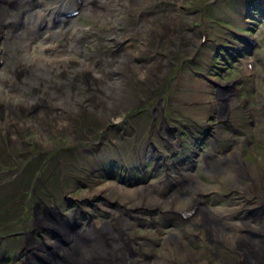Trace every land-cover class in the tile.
Segmentation results:
<instances>
[{
  "label": "rangeland",
  "instance_id": "obj_1",
  "mask_svg": "<svg viewBox=\"0 0 264 264\" xmlns=\"http://www.w3.org/2000/svg\"><path fill=\"white\" fill-rule=\"evenodd\" d=\"M0 1L7 22L0 27V264H22L27 239L66 246L60 233L37 227L36 211L52 219L61 217L52 208L74 211L79 224L89 216L93 227L106 224L100 241L110 242V232L122 233L112 212L103 210L104 196L119 204L115 216L130 222L123 235L143 263L159 255L168 264H223L222 258L247 264L228 246L206 244V227L168 226L165 214L137 213L145 207L136 190L155 185L160 192L153 197L176 198L178 212L191 200L206 202L214 219L246 237L248 248L264 242V0H150L142 7L106 0L117 5L109 17L93 13L105 9L99 0H83L72 6L79 17L71 19H64L68 0ZM162 3L168 7L159 17H130ZM53 12L54 19L64 13L56 24L66 22L34 32L38 15ZM219 94L231 101L222 115ZM230 151L257 168L254 187L250 180L232 187L231 170L207 174L206 160ZM190 172L202 196L187 191L184 201L179 197L189 189ZM110 183L130 194L110 188L89 200V190ZM171 234L195 253L193 261L171 253Z\"/></svg>",
  "mask_w": 264,
  "mask_h": 264
},
{
  "label": "bare ground",
  "instance_id": "obj_2",
  "mask_svg": "<svg viewBox=\"0 0 264 264\" xmlns=\"http://www.w3.org/2000/svg\"><path fill=\"white\" fill-rule=\"evenodd\" d=\"M8 1L10 2L11 0H8ZM29 1L28 0H21V3L24 2V4H27V2H29ZM74 1L81 2L82 0H74ZM16 2H17V0H16ZM148 2H150V0H135V2H132L133 3L132 5L134 6V4H135V6L136 5L141 6V5L147 4ZM98 3H99V5H102L105 8L103 11H97L96 10V12H95V11H93L94 7L92 8V6H91V7H87V9H88L87 12H91V10H92L93 13L98 14V15H100L102 13H106V17H109L108 16L109 14H107V11L111 12V10L114 11L113 9L117 8V5H115V4L112 7L110 4V1L99 0ZM72 5L73 4H71V7H72ZM36 12H38V11H36ZM23 13H25V12H23ZM38 13H40V12H38ZM4 15L5 14L0 12V27L5 24V23H3L4 22L3 21ZM44 15H45V13H44ZM6 16H7V14H6ZM77 17H79V16H77ZM26 18H27V16H26ZM33 19H34V17H33ZM44 19H46V18L40 17V15H38L35 23L42 22ZM25 22H27V21H25ZM6 24H7V22H6ZM14 27H15V25L12 24L11 26H9V30L13 29ZM10 38L15 39L16 34L12 35ZM13 46H16V43ZM2 54H3V52H2ZM3 55H5V54H3ZM1 61L4 62V60L0 56V63H1ZM26 63L28 64V62H26ZM242 65H244L245 69H246V66H247L246 63L242 62ZM13 67L14 66H12V68ZM14 71H16V70H14ZM246 72L248 74L251 73L249 70L248 71L246 70ZM51 76H52V74L50 75V77ZM40 77H42V76H40ZM234 91H236V90H234ZM218 97L223 98V99L218 104V109H216V110L220 115H222V113L225 112V109L231 104L230 103L231 101L229 99V95L225 96V94H223V96H222L221 94H219ZM21 102H22V100H21ZM224 118H218V119L224 120ZM2 145H3V143H2ZM237 154H238L237 152H231L230 151L229 153L225 154L224 158H220V159L209 158L208 160H206V167H205V170H207V174H209L213 177H216V176H219L223 171L227 170L226 173L228 174L229 170H231L234 173L232 176L234 177V180L236 181V183L232 184L233 185L232 187H234L235 189L239 188L238 186L240 184H243V182L246 180L247 181L250 180L251 182H253L252 184L254 187L256 179H254L253 177H256V175H257V171H258L257 168L253 165H246L244 163V160H242V157L240 156V154H238V156H240V158L237 156ZM10 158L13 159V156H10ZM239 159H240V163L238 162ZM164 166L167 167V165H164ZM253 167H255L256 170ZM226 173L224 172V174H222V178H224V177L226 178V175H227ZM187 179H188V183H189V185H188L189 189L185 190L184 192L180 191L181 196L179 198H181L184 201L189 200L190 199L189 197L191 195L187 196L188 195V194H186L187 191L188 192L191 191L192 195H194L196 193V197L198 196L200 198L202 196L201 185H200L201 183L197 182V180L195 179V176L191 175V172H190V175L187 176ZM152 186L147 185L143 188H138L136 190V194L138 195V197H140V196L143 197L140 206L145 207L142 209L140 208L139 212H137V213L145 214L147 211L152 212V210L155 209V211L162 213V214H170L171 216H174V217L176 215H178V211L174 208L175 202L177 201V199L173 198L171 201H164V197L162 196V193L159 195L160 197H158V198L153 197V195L156 194L157 191L158 192H160V191L156 188L155 185H152ZM253 187L251 186V189ZM110 188L111 189H118L119 190L118 193H121V194L126 195V196H128L130 194L129 190L126 187L123 188V187H119L116 184L113 185L110 183L108 185H105L104 187H101V189H99L98 191L89 190V194H90L89 200L94 201L97 198H102V192H103L102 190L110 189ZM159 189H160V187H159ZM111 192L112 191H110V193ZM136 194H135V196H136ZM259 194L264 196L263 193H259ZM173 195H175V194H173ZM141 197H140V199H141ZM109 198L110 197H107V196L103 197V199H105L107 202H106L104 208H103V203H102L101 208H103L104 211L108 210V211L112 212L113 216L116 218L118 224L120 225L122 234H120L118 232L116 234L114 231H112L109 233L110 242L109 241L105 242L103 240L100 241L101 233L108 231V227L106 226V224L101 225V227H98L96 225H95V227H93V223L91 222L92 220H90L89 216L86 217L84 222L79 224L80 220L75 217L74 211H70V214L66 215V214H62L60 211L52 208V211L57 216L59 215L62 217V218L56 217L54 219L46 216L44 213H40V212L36 211V213L34 214V222H36L37 227L40 229L45 228L49 232L55 231V232L60 233L65 238L64 242L66 243V246L64 248L61 247L62 248L61 249V248H59V245H57V243H55V242H50V241L46 242L45 240H42L43 242L40 243V242H33V241L27 239L26 243L24 244V248H23L24 254H26V258L22 259V264H37L36 259H38V258L36 256L42 257V260L46 259L47 262L50 264H115V263L121 264V261L124 264H147V263H143L141 260H138L139 257H141V256H139L138 253L136 254V252L133 249H131L132 243H130L129 240L126 237H124L123 234H126V236H127L126 231L128 230L127 228L129 227L130 222L126 219L123 220L122 218H117L118 216L117 217L115 216L114 213L117 210L115 207H117L119 204L116 203L113 206V203H115V202L111 198L110 199ZM130 201H132L131 198H130ZM139 202H140V200H139ZM164 203L169 204V208H166L167 206L166 205L164 206L163 205ZM178 203H179V201L177 202V204ZM76 204H79V202L76 201ZM189 205L198 206L199 205L198 200H196V202H192V200H191L187 204V206H189ZM188 210H190V208L187 209V211ZM65 220L71 221L72 225H70V226L72 228L71 227L70 228L73 231L72 233H69V231H67V227L64 226ZM74 221L76 222V224L74 223ZM201 222L204 225V227H206L207 234H206V240L204 241V242H206V244H210L212 246L219 245V244H221L222 246H228L227 249H229V247H230V249L233 253H238V259H240V260L242 259L243 260L242 262H245L247 264H264V242H261V241L254 242L255 240L251 241V244H253V246L251 245L250 248H248V244H246V241H245L246 237H243L239 233L240 231H229L228 225L220 219H218V220L214 219L213 215L211 214V211L208 210L207 208L206 209L203 208L201 213L199 212L196 215V218L192 219L191 222L188 223L187 225H188V227H191V228L195 229V231H197L200 228V226L198 224ZM81 236L94 237V238H97V241L94 239V240H91L90 242H83L81 240V238H82ZM166 241H167V244L170 247V249H172L171 253L175 254L176 256H179V259L181 257H183L184 259L189 258L191 261L194 260L195 253L188 251V249L184 250L183 244L181 243L180 238L177 234L176 235L175 234L169 235L168 237H166ZM216 248H218V247H216ZM43 250L47 251V252H44V254H41L40 251H43ZM55 250H57V252H55ZM247 250H250L249 254H247ZM29 254H31V255L29 256ZM53 254H55L54 258H52ZM143 257L145 258V255ZM164 257L166 258L168 256L165 255ZM150 258H148V259H150ZM220 258H221V256H220ZM154 259H155V262L153 264H168V262L164 261L162 259V257L159 255L158 256L155 255ZM220 261H222L223 264L235 263V260L233 262H231V260L228 262V260L226 258H222ZM169 262H170V260H169Z\"/></svg>",
  "mask_w": 264,
  "mask_h": 264
},
{
  "label": "flooded vegetation",
  "instance_id": "obj_3",
  "mask_svg": "<svg viewBox=\"0 0 264 264\" xmlns=\"http://www.w3.org/2000/svg\"><path fill=\"white\" fill-rule=\"evenodd\" d=\"M70 1V0H69ZM83 1V0H82ZM85 1V0H84ZM74 2V0H71L70 1V4H72ZM166 4V3H165ZM165 4H160V6L158 7L157 5H155L154 4V7H155V9H152V10H149L148 12H146V13H143V15H141V14H139L138 13V15H135V16H133V15H130V17L133 19V21H139V19H149V18H151V17H154V16H157V17H159L161 14L160 13H164V12H166V8L168 7V6H166V7H164V5ZM175 8H176V6H175ZM181 11H183L182 10V8H179L178 10H177V12H181ZM77 16V15H76ZM75 16V17H76ZM66 19H69V18H66ZM66 21H64L63 23L62 22H60V23H58L59 25H63L64 23H65ZM176 32L175 31H173V34H175ZM40 34V33H39ZM104 53V51H100L99 52V54H103Z\"/></svg>",
  "mask_w": 264,
  "mask_h": 264
},
{
  "label": "water",
  "instance_id": "obj_4",
  "mask_svg": "<svg viewBox=\"0 0 264 264\" xmlns=\"http://www.w3.org/2000/svg\"><path fill=\"white\" fill-rule=\"evenodd\" d=\"M67 229H68V231H70V227L67 225ZM71 232V231H70ZM62 244L64 245V244H66L65 242H62ZM45 264V263H44Z\"/></svg>",
  "mask_w": 264,
  "mask_h": 264
}]
</instances>
